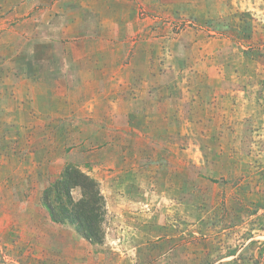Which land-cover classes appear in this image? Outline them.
<instances>
[{
	"label": "rangeland",
	"instance_id": "1",
	"mask_svg": "<svg viewBox=\"0 0 264 264\" xmlns=\"http://www.w3.org/2000/svg\"><path fill=\"white\" fill-rule=\"evenodd\" d=\"M0 264H264V0H0Z\"/></svg>",
	"mask_w": 264,
	"mask_h": 264
},
{
	"label": "trees",
	"instance_id": "2",
	"mask_svg": "<svg viewBox=\"0 0 264 264\" xmlns=\"http://www.w3.org/2000/svg\"><path fill=\"white\" fill-rule=\"evenodd\" d=\"M74 190L79 191L78 198L73 197ZM41 200L53 222L70 225L90 243H101L105 202L95 180L67 165L61 176L43 191Z\"/></svg>",
	"mask_w": 264,
	"mask_h": 264
}]
</instances>
